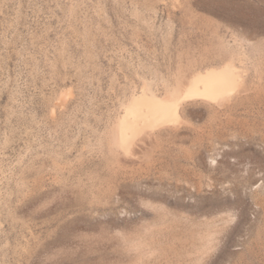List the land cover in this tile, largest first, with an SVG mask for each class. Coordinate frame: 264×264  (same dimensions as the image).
<instances>
[{
    "label": "rangeland",
    "instance_id": "374dc122",
    "mask_svg": "<svg viewBox=\"0 0 264 264\" xmlns=\"http://www.w3.org/2000/svg\"><path fill=\"white\" fill-rule=\"evenodd\" d=\"M0 264H264V0H0Z\"/></svg>",
    "mask_w": 264,
    "mask_h": 264
},
{
    "label": "bare ground",
    "instance_id": "6f19581e",
    "mask_svg": "<svg viewBox=\"0 0 264 264\" xmlns=\"http://www.w3.org/2000/svg\"><path fill=\"white\" fill-rule=\"evenodd\" d=\"M218 70L215 71L214 69V70L206 72L203 75L197 74V76L194 77L192 83L190 84V87L187 89L188 96L200 97V98L210 97V98L216 99V97L221 96L227 93L228 91H230L236 85V80L238 78L236 79V75L234 74V72L231 70L229 71V69L227 68H224L220 71ZM176 102L178 103V101ZM151 109L152 110L149 116H151V118H153L154 120L158 122L162 121L160 124L164 123V121L165 122L170 121L169 118L173 117V115H176L178 111V107L173 102L168 101V100H164L162 102L156 103L155 105H153ZM132 115H135V114L133 113ZM129 119L132 120V118H129ZM123 120L125 121V119ZM127 126L128 125H126V127ZM129 128H131V126ZM125 130H127V128H125ZM125 137L126 136H124V138Z\"/></svg>",
    "mask_w": 264,
    "mask_h": 264
}]
</instances>
